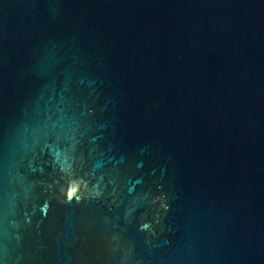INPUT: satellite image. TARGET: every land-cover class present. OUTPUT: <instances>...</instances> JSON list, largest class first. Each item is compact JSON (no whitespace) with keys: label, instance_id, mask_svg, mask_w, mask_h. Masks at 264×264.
Returning <instances> with one entry per match:
<instances>
[{"label":"water","instance_id":"95a60500","mask_svg":"<svg viewBox=\"0 0 264 264\" xmlns=\"http://www.w3.org/2000/svg\"><path fill=\"white\" fill-rule=\"evenodd\" d=\"M0 264H264V0H0Z\"/></svg>","mask_w":264,"mask_h":264}]
</instances>
